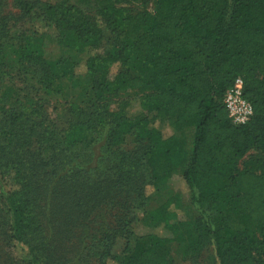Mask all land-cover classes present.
<instances>
[{
    "label": "trees",
    "instance_id": "16d2710c",
    "mask_svg": "<svg viewBox=\"0 0 264 264\" xmlns=\"http://www.w3.org/2000/svg\"><path fill=\"white\" fill-rule=\"evenodd\" d=\"M146 1L153 10L134 12L126 0H95V12L86 14L77 3L91 0H15L24 17L52 22L57 42L81 60L46 57L42 33H12L1 17L0 32L19 60L37 66L45 82L66 77L80 90L64 136L39 139L44 145L39 158L49 154L48 161L34 156L32 166L55 165L66 151L86 152L103 141L95 177L78 166L60 176L54 167L46 190L53 205L64 201L73 208H94L95 222L101 217L88 248L95 264H173L172 242L185 250L207 247L215 264H264V0ZM105 41L109 46L100 53ZM238 78L253 106V115L241 125L232 123L224 103ZM130 90L150 94L143 111L132 117L125 104L112 103ZM0 99H17L14 86L1 77ZM2 112V240L14 263L48 264L50 251L36 209L40 193L33 190L37 179L18 167L31 154L27 120L18 111ZM167 121L174 131L165 137L158 123ZM252 148L258 153L237 168ZM178 168L196 207L195 235L176 220L179 195L166 185ZM135 208L167 234H136L137 219L130 213ZM117 238L127 244L120 255H112Z\"/></svg>",
    "mask_w": 264,
    "mask_h": 264
},
{
    "label": "rangeland",
    "instance_id": "374dc122",
    "mask_svg": "<svg viewBox=\"0 0 264 264\" xmlns=\"http://www.w3.org/2000/svg\"><path fill=\"white\" fill-rule=\"evenodd\" d=\"M44 2L58 4L63 1L77 3V0H42ZM130 8L136 11L145 9L153 10L154 5L150 1H128ZM1 17H5L4 21L9 26V31L18 33L19 31L32 32L41 34L46 38L45 56L48 58L64 55L77 60H81L82 56L68 48L63 47L57 42L56 29L52 22L44 18H28L24 17L22 12L14 5L15 0H0ZM95 0H91L89 5L77 3L80 9L86 14L95 12ZM109 46V42L105 41L98 47L100 53H104ZM0 77L5 83H8L16 89V101L11 100L2 102L0 99V121L3 119L2 109L9 111H18L23 114V119L27 120V129L25 134L27 140H33L30 148V158L23 160L18 164L24 175L30 173L37 179L33 190L39 191L36 209L39 212V219L43 227L42 233L44 240L48 244V264H95V257L88 251L95 236V230L101 226V217L95 222V209L79 208L69 202H59L53 205L46 190L52 185L50 174L53 175L54 167L57 169L58 175L62 176L69 172L71 167H83L89 171H93L95 177V164L100 155L103 141L94 143L90 150L79 153L78 150L66 151L63 153L65 157L56 159V164L38 163L39 170L32 165L35 162L34 156L38 158L43 153L44 145L40 146L39 139H62L71 120V111L74 103H79L80 90L66 77L56 79L52 82H45L43 75L37 66L32 63L19 60L14 53L12 44L6 35L0 32ZM85 70L84 63L80 66L79 71ZM150 98L149 92L138 90H130L122 92L119 96L112 100L114 105L125 104L127 115L132 117L143 111V102ZM87 101V100H86ZM81 105L85 104L82 96ZM33 115H32V114ZM35 122V125L33 124ZM1 125V124H0ZM165 137L171 135L174 131L169 121L158 123ZM36 131L31 132L30 128ZM41 136V138H40ZM29 138V139H28ZM37 139V140H36ZM193 144V138L188 133L185 138V145L190 152ZM41 151V152H40ZM257 150L252 148L242 159L236 163V167L241 169L244 162L251 155L257 154ZM49 154H43L39 159L48 161ZM40 162V160H38ZM50 163V162H49ZM61 163V164H60ZM220 169H224L222 166ZM45 171H47L45 173ZM49 173V174H48ZM35 174V175H34ZM48 174V175H47ZM178 197V216L176 220L182 221L184 225L182 229L185 232H191L195 235L193 219L197 216L196 207L192 203L189 190L182 179L180 168L174 170L168 183L166 184ZM152 188H148L151 191ZM130 213L137 219L133 226L134 231L138 235L148 234L159 231L161 234H167L163 228H154L152 221L148 215L141 209L135 208ZM86 215H89L87 218ZM175 221V220H174ZM1 234V233H0ZM127 241L124 238H117L112 246V255H120L125 249ZM132 242L130 243V245ZM195 247L192 250H185L186 247L179 242L170 244L171 253L174 257L173 264H215L212 253L207 247ZM7 261V262H6ZM109 264H114L111 260ZM0 264H16L10 258L9 250L0 235Z\"/></svg>",
    "mask_w": 264,
    "mask_h": 264
},
{
    "label": "built area",
    "instance_id": "2783aa9c",
    "mask_svg": "<svg viewBox=\"0 0 264 264\" xmlns=\"http://www.w3.org/2000/svg\"><path fill=\"white\" fill-rule=\"evenodd\" d=\"M224 103L232 123L236 125L245 124L253 115V106L243 94L241 78L226 92Z\"/></svg>",
    "mask_w": 264,
    "mask_h": 264
}]
</instances>
